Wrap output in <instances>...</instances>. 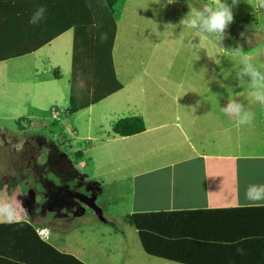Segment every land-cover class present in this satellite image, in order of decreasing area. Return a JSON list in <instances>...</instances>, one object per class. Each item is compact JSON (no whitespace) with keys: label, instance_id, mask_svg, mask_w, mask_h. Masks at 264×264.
<instances>
[{"label":"rangeland","instance_id":"374dc122","mask_svg":"<svg viewBox=\"0 0 264 264\" xmlns=\"http://www.w3.org/2000/svg\"><path fill=\"white\" fill-rule=\"evenodd\" d=\"M207 2L210 0H172L171 3L168 0H76L75 7L80 12L75 15L78 21L73 31L45 46L34 57L13 60L5 66L6 73L0 79V90H5L2 96L7 98L0 102V181L8 185L10 193L22 196L23 208L29 217L46 220L45 211L49 207L48 203L44 204L43 196L47 195L48 185L60 181L77 186L78 173L99 180L104 171L95 172L94 165L103 160L102 146L112 124L122 116L144 114L151 109L149 106L156 108L149 103L153 100L148 94L144 97L139 92L138 87L145 85L144 71L167 68L169 81L164 84L175 87L177 93L173 95L177 99L191 103L182 107L178 100L177 112L194 119L202 118L204 113L222 116L221 109H214L213 105L225 98L243 103L251 99L247 81L235 79V71L240 66L238 57L231 55V67L226 68V74L222 71L220 75L218 70L212 76L204 55L222 54L227 58L230 54L222 52L214 39L204 41L199 50L186 47L187 41L196 34L180 25V20L189 12V6L200 7ZM227 3L231 5V0ZM62 12L65 10L58 9L55 15L61 16ZM233 14L234 21L227 29L222 46L229 49L239 45L255 65L264 64V9L258 7L257 0H238ZM107 19H112L117 27L111 52L112 68L124 89L95 105L77 108L71 114L70 104L82 108L88 101L91 82H97V90H101L102 83L107 84L110 78L109 75L94 77L87 54L90 47L99 50L106 46L107 36L102 34V26ZM89 20L94 23L89 24ZM242 32L244 38L240 35ZM194 42L199 43V38H194ZM73 43L77 45L76 50ZM214 63L223 61L218 59ZM54 72L58 79L54 78ZM148 84L154 85L150 81ZM17 97L23 98V104L15 102ZM132 100L134 104L127 106ZM199 105L205 108H198ZM251 111L255 114L254 123L259 108ZM236 129L233 118V133ZM76 152L84 157L76 156ZM11 182L14 183L11 185ZM39 185L45 195L38 193ZM124 187L122 183L121 188ZM108 190L107 184L105 194L96 200V205L85 206V217L73 224V228H85L82 236L77 230L72 237L73 244H82L87 263L175 264L137 258L136 250L142 251L137 240L132 239L133 229L123 222L127 206L124 202L116 205L107 200ZM61 195L58 197L64 199ZM95 208L101 209L104 222ZM82 209L75 203L68 210H72L71 216H77ZM56 217L57 214L47 218V226H55Z\"/></svg>","mask_w":264,"mask_h":264},{"label":"crops","instance_id":"0c3cea01","mask_svg":"<svg viewBox=\"0 0 264 264\" xmlns=\"http://www.w3.org/2000/svg\"><path fill=\"white\" fill-rule=\"evenodd\" d=\"M64 3L67 6L64 7ZM39 4H43L46 11L43 19L33 25L29 23L33 12L25 10L22 0L17 3L0 0V46L3 43L18 44L22 49L26 45L41 46L25 55L1 61L0 79L9 62L34 57L45 46L73 31L75 15L80 12L75 5L70 6L66 0L52 1L50 5L40 0H28L26 7H38ZM59 6L66 10L61 16H56L55 11L62 9ZM8 52L6 47H0V57L4 58ZM204 59L212 76L218 70L220 75L222 71L226 74V68L231 67V54L227 58L222 54H205ZM218 59L223 63H214ZM164 60L167 67L168 60L166 57ZM162 69L144 71L145 85L138 87L144 97L149 95L153 100L149 103L156 108L149 106L151 109L145 110L144 114L120 117H142L144 132L130 137H117L112 133L106 136L102 146V152H105L103 160L96 161L94 165L95 172L104 171L99 180L78 173L80 181L77 186L60 181L48 185L47 195L43 196L44 204L48 203L49 207L45 218H53L57 214L55 226H47V218L29 217L23 208L22 196L10 193L8 185L0 181V200L13 202L18 211V222L0 223V264H57L59 261L65 264V260L28 236L30 234L18 224L21 222L29 223L40 240L55 250L88 264L82 244H73L72 237L73 231L78 230L79 236L84 234V227L73 228V224L85 217L86 208L77 216H71L65 205L67 200L58 195L65 196L75 189L79 195L83 193L91 205H96V200L105 194L107 184V200L116 202V205L124 202L127 206L124 223L125 216L132 214L176 213L175 216L159 218L165 222L159 226L157 235L148 239L153 249L169 252L178 259L201 260L207 264H264V206H255L245 200L249 184H264V108L255 102L250 103L251 99L245 100L250 110L259 108V115H256L254 123L239 126L234 133L233 118L222 112V116L204 113L202 118L196 119L179 115L176 110L180 108L179 99L173 95L177 91L173 85L164 84L169 81L168 69ZM149 81L154 85L148 84ZM3 91L0 90V102L7 99L2 96ZM19 99L17 97L15 102L23 104V98ZM179 102H182V107L191 105L185 99ZM226 103L225 98L213 107L221 109ZM130 104H134L133 100L127 106ZM198 108L205 106L199 105ZM80 157L84 155L80 153ZM122 183L125 184L124 189L121 188ZM38 187V193L45 195L44 188ZM77 203L85 207L80 200ZM255 208L259 210L254 223L247 214L253 212L235 211ZM99 212L101 214V209ZM164 219L174 220L168 222ZM132 237L142 251L136 250L137 258L166 261L145 254L134 229Z\"/></svg>","mask_w":264,"mask_h":264},{"label":"trees","instance_id":"16d2710c","mask_svg":"<svg viewBox=\"0 0 264 264\" xmlns=\"http://www.w3.org/2000/svg\"><path fill=\"white\" fill-rule=\"evenodd\" d=\"M1 1H5L7 3H9L10 1L17 3L18 0H1ZM22 1H23V5L25 6V10L28 9L29 11H32L33 13L40 6H43L45 8L43 4H39L38 7L34 5L33 8L30 6L26 7L28 5V0H22ZM40 1L41 2L43 1L45 4L50 5L49 3H51L52 1L57 2L58 0H40ZM66 1L70 4V6L75 5V2H76V0H66ZM110 1H113V0H110ZM78 4L79 3H77L76 5ZM65 6H67L66 3H64V7ZM59 7L62 8V10H66V8H64L63 6H59ZM77 21L78 20L76 19L73 22H77ZM93 23L94 22L89 20V24H93ZM115 32H116L115 22L112 19L103 20L102 34H106L107 36L105 38L106 46L104 48L103 47L100 48L99 50H97L96 48L92 49L90 47L87 52L88 60L90 58V66L92 65V68H93L91 73L94 74V77L96 79L102 78L103 75H104V78H106L105 76L109 75L110 78H108L107 84L106 82H103L101 90H97L99 84L97 82L96 83L91 82V94H90L91 96H89L88 101L85 102L82 108H79L75 106L74 104H70L71 114L75 113L77 108L84 109L92 105H95L99 103L100 101H102L103 99H105L106 97L122 89L123 86L117 80L115 72L112 68L111 52L113 48ZM0 47L1 48L6 47L7 49H9L7 56H5L4 58L0 57V62H1V61L10 59V58L25 55L27 53L35 51L41 46L38 45V46L33 47V46L26 45V46H23V49H22V46H18V44L12 46L11 43H8V44L3 43L1 44ZM76 48H77V45L73 43V49L76 50ZM105 66H106V69H105ZM54 78L58 79L57 74L55 72H54ZM92 80H93V77H92ZM92 83L94 85L93 87H92ZM105 84L107 85L106 88H105ZM144 130H145L144 121H143V118L140 116L121 118L118 121H116L111 127V133L117 137H130V136L138 135L144 132ZM76 153H77L76 156H80V153L78 152ZM79 197H81V195H79L76 191L74 190L72 192L68 191L67 194H65L64 196V199L67 200V203L65 204L67 209H70L71 206L77 203L79 200ZM262 208L264 210V207ZM258 210H259L258 208L257 209L255 208V209H239L235 211L253 212V213H247V214H250L248 215V218L250 219L252 223H254L256 221ZM175 215L176 213H142V214L127 215L125 216L124 220H125V223H127L129 226H131L136 231V234L140 241L141 248L145 254L151 257L164 259L166 261H170V262L177 263V264H207L205 262H201V260L178 259L175 257L174 254H170L169 252L165 253V252H162L161 250H156L149 246L148 244V239L150 238L149 236L157 235L158 228H160L159 226L162 224V222H165V221L160 220L159 218L160 217L165 218L168 216H175ZM164 220H168L169 222L174 219H164ZM18 224L22 226L23 230H25L27 234H30L28 236L33 237L38 242V244H40L41 246H44L50 252L54 253L58 258H61V260H65L64 261L65 264H85L84 262L80 261L79 259L75 258L74 256L70 254L60 253L59 251L55 250L52 246H50L48 243L40 240L34 228L29 223L21 222ZM57 264H64V263L63 261H59L57 262Z\"/></svg>","mask_w":264,"mask_h":264},{"label":"clouds","instance_id":"9594fccd","mask_svg":"<svg viewBox=\"0 0 264 264\" xmlns=\"http://www.w3.org/2000/svg\"><path fill=\"white\" fill-rule=\"evenodd\" d=\"M169 3L172 0H168ZM238 0H231V5L227 0H210L200 7H191L190 10L180 20V25L194 31V38H199V43L189 39L186 47L192 50H199L204 41L214 39L216 45L222 52L239 58V68L235 71V79L240 82L247 81L249 89L248 95L252 102L264 108V64L255 65L249 56L243 51L241 46L226 49L222 46L226 38V32L230 24L234 21L233 6ZM259 8L264 9V0H257ZM46 9L40 6L30 18L29 23L35 25L43 19ZM242 38L245 33L240 34ZM221 112L228 117L235 118L236 126L251 124L255 114L248 105L238 99L228 98L225 106L221 107ZM245 200L255 206H264V184H249L245 190ZM18 222V211L11 201L0 200V223ZM242 251V249H238Z\"/></svg>","mask_w":264,"mask_h":264},{"label":"water","instance_id":"95a60500","mask_svg":"<svg viewBox=\"0 0 264 264\" xmlns=\"http://www.w3.org/2000/svg\"><path fill=\"white\" fill-rule=\"evenodd\" d=\"M81 195H82V197L81 198H85L84 197V194L83 193H80ZM86 199V198H85ZM85 199H79L80 200V202L81 203H83L85 206H87V207H93V206H95V205H91L89 202H87V201H85ZM83 200V201H82ZM83 209H82V212H84V210H85V207H82ZM95 210V212L97 213V215H98V217H99V219L100 220H102L103 221V218L101 217V214H100V212H99V210H97L96 208L94 209Z\"/></svg>","mask_w":264,"mask_h":264},{"label":"flooded vegetation","instance_id":"af4514ba","mask_svg":"<svg viewBox=\"0 0 264 264\" xmlns=\"http://www.w3.org/2000/svg\"><path fill=\"white\" fill-rule=\"evenodd\" d=\"M81 197H82V196H81ZM24 199H25V198H24ZM81 199H85V198H81ZM25 201L27 202L26 205L29 206L30 204H29L28 200L26 199ZM85 201H88V200L85 199ZM88 202L90 203V201H88Z\"/></svg>","mask_w":264,"mask_h":264}]
</instances>
